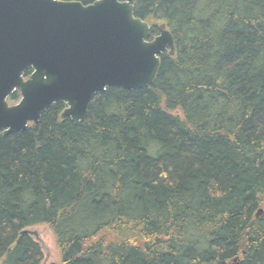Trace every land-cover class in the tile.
<instances>
[{"label":"trees","instance_id":"1","mask_svg":"<svg viewBox=\"0 0 264 264\" xmlns=\"http://www.w3.org/2000/svg\"><path fill=\"white\" fill-rule=\"evenodd\" d=\"M134 15L173 38L152 86L0 134V264L42 262L20 234L36 225L61 264H264V0H135Z\"/></svg>","mask_w":264,"mask_h":264},{"label":"water","instance_id":"2","mask_svg":"<svg viewBox=\"0 0 264 264\" xmlns=\"http://www.w3.org/2000/svg\"><path fill=\"white\" fill-rule=\"evenodd\" d=\"M134 1L0 0V134L25 131L60 103L61 118L78 123L107 88L152 86L174 42L164 25L150 39ZM14 92L19 101L9 105Z\"/></svg>","mask_w":264,"mask_h":264},{"label":"rangeland","instance_id":"3","mask_svg":"<svg viewBox=\"0 0 264 264\" xmlns=\"http://www.w3.org/2000/svg\"><path fill=\"white\" fill-rule=\"evenodd\" d=\"M19 100H8L9 105H15ZM32 238L39 244L43 253V260L40 264H61L60 254L57 250L55 238L46 225H36L27 228Z\"/></svg>","mask_w":264,"mask_h":264},{"label":"flooded vegetation","instance_id":"4","mask_svg":"<svg viewBox=\"0 0 264 264\" xmlns=\"http://www.w3.org/2000/svg\"><path fill=\"white\" fill-rule=\"evenodd\" d=\"M19 100V99H18Z\"/></svg>","mask_w":264,"mask_h":264}]
</instances>
